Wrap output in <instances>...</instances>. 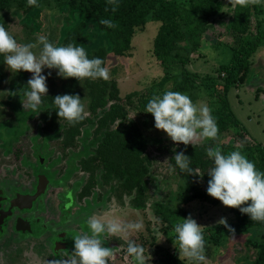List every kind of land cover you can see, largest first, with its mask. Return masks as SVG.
I'll list each match as a JSON object with an SVG mask.
<instances>
[{"label": "trees", "instance_id": "obj_1", "mask_svg": "<svg viewBox=\"0 0 264 264\" xmlns=\"http://www.w3.org/2000/svg\"><path fill=\"white\" fill-rule=\"evenodd\" d=\"M220 1L118 0L119 8L112 13L111 10L105 12L106 7L110 9L107 0H67L70 15L73 18L78 16L79 21L62 38L61 44L62 46L70 43L89 45L91 41L97 39L99 34H102L106 38L107 46L88 52V56L89 58L98 57L106 62L110 54L114 56L127 54L133 36L142 33L147 24L158 23L150 51L151 56L156 61L159 60V67L163 73L159 81L154 84L157 86L156 92L162 95L165 91H178L187 94L192 100L202 95L208 100V107L212 110L219 132L239 128L240 123L232 113L227 97L230 90L257 78L252 63L258 50L264 47V2L247 7L235 5L225 23L224 15H218ZM43 3V0H37V6H28L27 0H0V13L10 9H20L22 11L20 21L32 35L40 30L38 22ZM101 18H110L118 26L115 29H107L99 24ZM215 20L224 26L228 35H232L237 40V45L228 48L218 42L215 50L221 54L220 57L226 56V61L217 65L215 74L200 77L199 74L191 72L187 66L191 64L192 54L207 48L204 40ZM86 22L94 25L91 34H85ZM2 60L3 56H0V65ZM115 74L116 71L112 69L110 79L107 81L103 79L78 81L69 78L59 87L50 83L47 96L42 97L43 102L39 109L32 111L23 110L21 107L22 101L26 99L24 93L27 90L28 79L26 72H18L8 84V92H15L16 95L7 93L6 102L3 103L14 113L15 123L12 124L6 120L0 122V126L3 123H9L11 128L18 129L19 125L32 119L37 132L32 137L33 141L40 138L42 140L40 146L46 149L48 142L60 139L62 151L67 150L66 167L59 178L56 174L48 177L51 182L57 184L60 178L67 181L73 173L80 170L87 173V180L79 179L70 189L71 193H77L78 198H83L88 203L97 200L94 202L103 204L104 197L107 199L108 194L115 196L114 189L118 187L128 194L129 207L139 211L147 206L149 179L154 180L150 177L151 161L146 155L149 142L138 123L128 118V108L132 98L131 95L125 96L123 99L127 102L123 103ZM259 81L261 82V79L257 78L255 82L249 83L258 84ZM3 82V76L0 74V86ZM256 90L255 96H258L259 85L256 86ZM64 94H78L85 104L88 115L75 126L69 125L63 119L59 120L57 116L58 109L53 99L57 95ZM132 95L135 96V93ZM147 102V99L142 101V106H145ZM8 140L13 142L17 140V133ZM151 143L150 145L157 151L171 153L169 159L173 168L177 170L180 177L186 178L184 185L180 187L184 204L194 198H203L212 207L220 204L218 200L207 194L210 179L207 173L214 166L213 161L207 157V149L210 147L219 146L224 154L239 150L256 165L259 171L264 172V148L258 143L232 146L204 140L202 144L194 146L180 144L173 147L160 138L153 139ZM40 146L33 147V152L37 155L36 159L43 157L39 151ZM76 146H79L77 151L68 152L70 148ZM173 149L176 152L183 151L190 157V166L193 169H199V174L203 177L181 173L179 168L175 167V161L172 160ZM50 158L48 153L45 159L42 158L44 160L42 164L36 160L35 169L38 167L40 171L46 173H57L55 169L52 171V166L59 162L60 157L57 156L54 160ZM47 163H51V166L44 169L43 166ZM198 177L206 186L201 192L195 190L190 183ZM105 185L108 188L106 191H101ZM95 187L99 188L100 193L94 192ZM190 190L194 191L192 195H189ZM229 212L233 220L227 223L235 229L236 237L247 236L243 245L247 251H253L252 256L244 254L245 256L237 259L236 264H264V223L251 221L249 216L241 214L238 209L229 208ZM152 214L162 224L163 232L166 236H170V240L172 238L176 240L174 226L182 222L179 218H187L189 215L182 207H173L162 202L152 206ZM82 229L84 232L88 231L87 226H82ZM231 235L226 228L217 224L204 228L205 244L208 247L211 245L212 249L225 246ZM104 243L105 247H110L106 239ZM155 254L157 257L149 264H187L185 260L179 259L177 252Z\"/></svg>", "mask_w": 264, "mask_h": 264}, {"label": "rangeland", "instance_id": "obj_2", "mask_svg": "<svg viewBox=\"0 0 264 264\" xmlns=\"http://www.w3.org/2000/svg\"><path fill=\"white\" fill-rule=\"evenodd\" d=\"M43 1L44 5L41 9L38 22L40 27L38 33L32 35L28 33V29H25L20 21L22 18V11L20 9H10L1 12L0 24H3L19 43H35L41 36H44L54 45L62 46V38L65 37L69 30L77 25L79 17L74 16L73 18L70 15L67 0ZM235 5L236 4L232 3V0L220 1L218 15H224L223 21L225 23L232 14ZM216 18L217 17H215V19ZM85 26H87L85 34H91L92 30H94V25L86 22ZM157 28L158 23L147 24L142 33L133 36L130 42V50L127 54L123 56H114L110 54L107 56L105 62V66L109 69V72H111L112 69L116 71L115 78L122 99L127 95H131L132 99L128 108V118L138 123L149 142L146 155L151 161L150 177L154 180L149 179L147 206L144 210L137 211L132 209L129 207L130 201L128 194L118 187L114 189L115 196L108 194L107 199L104 197L103 204H97V200H94L96 202L89 201L90 203H88L85 202L83 198H78L77 202L79 207H85L86 213L82 214L84 215L83 217L81 214L78 215V218L75 217L73 219L74 221H69L67 225V227L71 226L76 233L68 235L65 232L67 231L65 222L61 220L58 224V230L64 234V236L59 237L57 240L54 239V243L61 239L65 246L68 244V247H65L66 249L63 250H67L69 253L74 250L73 236L77 233L84 232V229H82L80 225H83L84 222L86 223L87 218L92 215H105L107 217L114 215L125 222L141 223V230L130 233V238L134 239L137 244L145 248L146 255L148 251L149 255L152 257L149 262L157 257L155 253L159 255H162L164 252L178 253L173 244L175 240L173 238L170 240V236L165 235L162 224L152 214V206H154L155 203L162 202L173 207H182L198 222V224L205 226L204 228L217 224V221L221 218H226L227 222L233 220L229 208L223 206L221 203L212 207L206 200L204 201L203 198H194L184 204L180 187L184 185L186 178L180 177L177 170H172L173 165L169 159L171 153H161L150 145L153 139L160 138L163 142L171 144L173 147L177 146V144H174L167 137L166 133L155 128L153 116L145 112L147 104L145 106L141 104L145 99L149 101L153 95L160 94L156 92L157 86H154V84L159 81L163 73L162 69L159 67V60L156 61L150 53L152 40L156 34ZM206 35L207 38L204 40V43L207 48L201 49L197 54H192L190 56L191 64L189 63L187 66L191 72L199 74L200 77L206 74H215L217 65L226 61V56L220 57L219 55L221 54L215 50L218 42L228 48L237 45V40L234 39L232 35H228L224 26L217 22V20L212 22L211 28L207 31ZM82 46H85V50L88 53L98 47L107 46L106 38L104 35L99 34L97 39L91 41L89 45ZM36 51H38V49ZM252 65L254 74L258 79H261V82L259 81L258 84L249 83L255 82L257 78L249 82L247 81L243 86L230 90L227 97L232 113L238 119L240 126L239 128H232L219 132L218 139L213 141L214 144L246 146L258 143L264 148V47L258 50L254 56ZM49 73L51 74L49 75ZM0 74L4 79L2 86H0V122L7 120L14 124V113L3 103L6 102L9 81L12 77L16 76L17 73H12L7 69V66L4 64V57L0 65ZM42 74L48 77L46 81L47 87L50 86V83L59 87L66 81V79L59 77L57 71L54 69L49 70L45 68ZM215 76L216 75H214V77ZM26 77L29 80L31 74L26 73ZM257 85H259L260 92L258 96H255ZM133 93H135V96L132 95ZM192 101L208 107V100L202 95ZM126 102V99H123V103L125 104ZM22 104H26V99L22 101L21 107L23 110H27L28 108L23 107ZM11 127L9 123H3L0 126V185H5L6 187L12 185H29V183H32L34 180L31 175V168L29 167L30 164L35 162L33 147L40 146L42 140L39 138L33 141L32 137L35 136L37 132L32 119L19 125L18 129ZM15 133H17V140L14 142L9 141L8 139L13 137ZM5 140H8V143H4ZM202 142L203 141L197 144H202ZM47 146L48 149L40 146L39 151L44 159L48 156V153H50V160L56 159L57 156L60 157L59 162L52 166V171L53 169L57 170L56 177L59 178L66 167L67 150L62 151L60 139L51 140L48 142ZM78 149L79 146H76L70 148L68 152H75ZM77 164H79V162ZM50 166L51 163H47L43 168L46 169ZM34 169L35 168H33V170ZM48 177H52V174H48ZM87 177V173L78 170L73 173L67 181L60 180L63 179L60 178L57 185L64 187V190H70L76 181L81 178L87 180ZM190 183L195 190L200 192L206 187L200 177L191 180ZM53 184L55 183L53 182ZM107 188L108 186L105 185L101 191H106ZM61 192L62 188L48 190L44 201L46 203V208H48L40 214L44 219H57L56 209L59 202L57 196ZM94 192H99V188L95 187ZM193 193L194 191L190 190L189 195ZM75 195H77V193H75ZM62 198L66 200L69 199V206L72 204L73 199L71 195L68 197L62 196ZM42 206L43 204L39 202L32 205V207H34L33 209L42 208ZM74 209L76 208L74 207ZM75 211L76 210H72L73 213ZM64 217L68 219L67 214H64ZM45 226L46 225H44V227ZM83 226L86 227L87 225ZM44 227L42 230L38 231L39 234H43ZM48 229L49 225L45 227V231ZM10 232V227H8L5 230V235L2 233L0 234V236L3 237L2 239L0 237V264H48L51 259L58 256H52V254L44 252V256L41 258L35 255L37 250L34 247L32 248V246L30 247L33 243L28 241H33V239L27 238V240H25L24 237L22 238V236L18 235L14 236L12 241L10 237L12 234ZM245 237L247 236L240 235L237 237L235 236V238L231 236L227 244L218 249H212L211 245L208 247V245L205 244L208 264H236V262H238L237 259L245 256L244 254L252 256L253 251H247L243 245ZM4 239L6 241H4ZM106 242L111 248L117 249L115 258L110 260L109 264H133L132 258L127 256L126 239L108 236ZM71 247L72 250L70 249ZM60 253H63L62 250ZM46 256L48 258L47 260H45ZM186 263L188 264L187 261Z\"/></svg>", "mask_w": 264, "mask_h": 264}, {"label": "clouds", "instance_id": "obj_3", "mask_svg": "<svg viewBox=\"0 0 264 264\" xmlns=\"http://www.w3.org/2000/svg\"><path fill=\"white\" fill-rule=\"evenodd\" d=\"M264 0H232V3L247 7L260 5ZM28 6H37V0H27ZM115 13L119 8L118 0H107ZM99 24L107 29H115L118 25L112 19L101 18ZM38 49V51H36ZM0 56L12 73L26 72L31 74L27 81L26 104L32 111H37L42 104V97L47 96V76L45 68L56 70L63 79L74 78L97 80L110 79L109 69L101 58H89L85 46L70 43L67 46H56L46 37L41 36L35 43H19L16 38L0 24ZM51 73H49L50 75ZM15 96V92H8ZM57 107V116L75 126L88 115L83 99L77 95H57L53 99ZM146 113L154 118L155 128L166 133L174 144L192 145L207 140L215 141L219 136V128L212 110L206 105L193 102L190 96L178 91H165L162 95H153L147 105ZM175 167L181 173L196 175L201 178L199 169H193L191 158L183 151L173 149ZM207 157L214 166L209 170L207 194L218 200L223 206L238 209L241 214L249 216L251 221L264 223V172L239 150L228 154L222 153L219 146L207 149ZM168 161V160H166ZM175 171V168L172 169ZM182 222L174 226L176 240L173 242L179 259L188 264H208L204 238V227L198 224L191 215L179 218ZM88 231L73 236L74 250L69 253L62 250L63 255L51 259L48 264H109L115 258L117 249L105 247L104 239L108 236L124 238L127 241V256L133 264H149L152 257L145 248L130 238V233L141 230L139 222H125L118 216L92 215L86 221ZM235 238V229L226 218L217 221ZM102 237L104 239H102Z\"/></svg>", "mask_w": 264, "mask_h": 264}, {"label": "flooded vegetation", "instance_id": "obj_4", "mask_svg": "<svg viewBox=\"0 0 264 264\" xmlns=\"http://www.w3.org/2000/svg\"><path fill=\"white\" fill-rule=\"evenodd\" d=\"M35 155V161L38 160L42 164L44 160L42 158L36 159ZM33 165V166H32ZM31 168V175L34 178L32 183H29V185H12L10 187H6L5 185H0V212L1 217L4 219V225L2 227V230L0 231V234L5 235V230L10 227V233L12 234L11 240L14 238V236H22L25 240L27 238L33 239L29 240L28 242L33 243L30 245L32 248L34 247L37 252L35 255L40 256L41 258L44 256V252L58 256H62L63 253H60L61 250L66 249L68 247V244L65 246L63 244V241L59 239L56 243H54V239H58L59 237H63L64 234L59 232V222L63 220L65 222L66 230L65 231L68 235H71L75 230L73 228L67 227L69 224V221H74L73 219L76 217L78 218V215H82L83 213H86L85 207H79V204L77 202L78 196L75 195V193H71V190H64V187H61L60 185L53 184L51 180L48 179V174H57V173H46L45 171H40V169L37 167V169H34L35 163L30 164L29 166ZM41 177V178H40ZM47 181V182H46ZM41 188H43V192L32 202V205H34L36 202L43 204L42 208L33 209L34 207H30L29 209H19V207H27L29 206L28 201L26 200L28 195H34L37 192V187L39 185ZM53 188H62V192L57 196L58 198V204H57V219H44L42 215H40L44 210H47L45 197L47 196V192L49 189ZM64 190V191H63ZM68 197L71 195L73 201L72 204L69 206L70 202L69 199H63L62 196ZM43 196V197H41ZM18 198L17 206L14 207L13 201ZM74 207L76 209H74ZM72 210H76L74 213ZM64 214H67L68 219L64 217ZM84 215H82L83 217ZM79 220V219H78ZM63 222V223H64ZM78 222V221H77ZM44 225L48 226L49 229L45 231ZM84 225V223H83ZM82 224L80 226H83ZM43 230V234H39L38 231ZM58 230V231H57ZM7 232V231H6ZM1 237V236H0ZM3 237H1L2 239ZM10 239V238H9ZM2 241V240H1ZM4 241H6L4 239ZM13 241V240H12ZM26 242V241H25ZM66 247V248H65ZM72 250V247L70 248ZM56 256V257H58ZM11 257V254H10ZM47 256L45 260H47Z\"/></svg>", "mask_w": 264, "mask_h": 264}, {"label": "water", "instance_id": "obj_5", "mask_svg": "<svg viewBox=\"0 0 264 264\" xmlns=\"http://www.w3.org/2000/svg\"><path fill=\"white\" fill-rule=\"evenodd\" d=\"M41 178V177H40ZM47 182V181H46ZM37 192H36V194H34V195H28V197H27V201H28V204H29V206H27V207H19V209H29L31 206H32V202H34V200L43 192V188H41V186H40V182H39V185H38V187H37ZM17 202H18V198H16L14 201H13V203L11 202V204H13L14 205V207H18L17 206ZM3 225H4V219H2V217H1V212H0V231L2 230V227H3Z\"/></svg>", "mask_w": 264, "mask_h": 264}]
</instances>
